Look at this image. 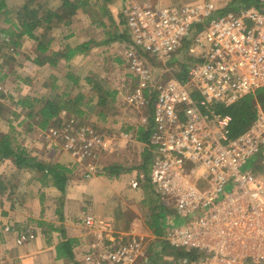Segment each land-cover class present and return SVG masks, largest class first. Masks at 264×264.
<instances>
[{"label":"built area","instance_id":"1","mask_svg":"<svg viewBox=\"0 0 264 264\" xmlns=\"http://www.w3.org/2000/svg\"><path fill=\"white\" fill-rule=\"evenodd\" d=\"M261 2L218 12L212 1L161 7L127 0L122 10L130 29L132 74L139 85L127 99L154 109L150 162L132 185H148L176 213L178 223L168 225L164 239L194 253L176 264H264V106L258 105L252 123L236 135L231 133L232 116L218 111V106H231L264 87ZM184 46L189 58L179 75L181 70L171 65ZM137 52L163 63L167 79L156 77ZM53 134L70 136L57 130ZM95 134L102 150L107 144L101 133ZM52 140L50 148L58 147ZM74 142L67 145L79 160L98 150ZM84 220L97 236L89 264H133L149 247L146 237L134 232L105 235V242L102 230L107 233L110 224L99 223L103 227L96 230L93 215ZM5 229L15 230L10 224ZM36 235L29 228L17 242Z\"/></svg>","mask_w":264,"mask_h":264},{"label":"crops","instance_id":"2","mask_svg":"<svg viewBox=\"0 0 264 264\" xmlns=\"http://www.w3.org/2000/svg\"><path fill=\"white\" fill-rule=\"evenodd\" d=\"M70 1L77 6L76 12L66 22L54 20L43 40L44 52L38 49L37 39L28 35L21 38L20 47L24 46L27 60L50 70L47 76L56 84L50 87L42 83L46 85L45 98L54 99L51 95L57 92L69 106L84 110L93 122L107 123L110 126L108 145L102 148L96 162L86 164L75 162L68 153L54 154L45 150L39 159L51 164L62 163L70 169L64 189L58 187L52 174L17 168L10 159L0 160V183L5 187L0 191V264H89L87 256L93 253L97 236L85 223L87 215L98 220L96 230L103 227L99 223L110 224L107 233L102 230L105 242V235L111 238L128 232L147 235L153 230L148 224L150 209L146 208L151 200L150 188L148 185L134 187L132 183L141 171H146L150 162V125L154 109L150 104L141 106L152 107L151 116L141 115V111L133 110L136 106L126 99L127 95L138 91L139 85L132 73L123 70L129 60L123 0H94L96 5H91L89 0ZM146 1L144 3L165 7L190 0ZM195 1H212L216 8L227 10L233 6L239 9L243 0ZM50 9L55 13H67L63 2L58 7L50 5ZM66 27L72 31L62 37ZM44 31L38 29L35 35L40 37ZM62 39L59 44L57 41ZM28 42L32 43L29 50L25 48ZM88 42L89 46L83 47ZM80 46L82 49L69 56H59L56 65L49 62L54 52L66 53L68 48ZM7 56L11 60L15 58ZM7 56L1 54L0 62ZM20 88H23L22 94H26V88ZM102 91L113 93L115 97L109 101V96L105 95L108 98L104 102ZM70 93L75 96L69 99ZM110 104L113 109L129 107L132 110L120 118L110 114L102 117L100 112ZM0 118L1 121L6 119ZM141 131L147 134L148 140L142 137ZM113 165L120 166L121 170L111 173L108 169ZM152 200L154 203L155 199ZM9 224L14 226V231L5 229ZM29 228L36 231V238L19 244L18 236Z\"/></svg>","mask_w":264,"mask_h":264},{"label":"rangeland","instance_id":"3","mask_svg":"<svg viewBox=\"0 0 264 264\" xmlns=\"http://www.w3.org/2000/svg\"><path fill=\"white\" fill-rule=\"evenodd\" d=\"M6 1L8 4V7L7 9H4V11L5 12L7 11V13H4L3 15L0 16V25L5 28L12 26V23L14 21L19 23V20H18L19 17L17 13L19 11H23L22 6L27 1L29 2V4H31L30 7L39 8L40 6L44 5L43 6L44 9H41L39 11L40 15H43L45 13L44 11L46 10V8L50 9V5H55L56 7H58L63 2V0H6ZM126 1L127 0H123L122 10H123V7L125 6ZM137 1L141 4H143L144 2H148L146 0H137ZM191 1L194 2V0H190L186 2H180V4H176V5L191 3ZM89 2L91 5L92 4L96 5V3H94V0H89ZM250 3L251 1L243 0L241 4L242 6L240 8H245L247 6L252 5L253 3L261 4L263 2H261V0H256L255 2H252L251 4ZM91 5L89 6L91 7ZM89 9L94 11L92 7ZM71 11H75V10L71 8H67L66 17H64L61 21L66 22L67 20H69L74 15L73 14L70 16ZM217 11L221 12L223 10L218 9ZM122 15H123V19L125 20V24L127 26V21H126L127 19L123 11H122ZM6 18L12 19V22L6 23L5 22ZM53 23L54 21L50 25H52ZM37 29L42 30L41 27H38ZM127 29H128V26H127ZM129 30L130 29L127 30L128 40L125 41V45H127L128 49H129L128 44L131 39ZM71 31H72V28L71 30L68 27L64 28L63 29L64 33L62 34V37L64 36V34L68 35V33H70ZM58 35H60V32L58 33ZM24 37H26V35H24ZM4 38H7V37H4L3 33L0 31V40L3 41ZM62 41L63 39L57 42L60 44ZM6 43L4 44L5 46H2L4 47L3 49H1V46H0V56L1 54H5V56L10 54L12 56L14 55L13 58L14 57L15 58L14 60H11V59H8V56H7V57H4L5 62L4 60L0 62V65H1L0 66V71H1L0 73V117L6 118L2 121L0 118V136H2L3 134H9L11 136H15L16 137L15 141H17L16 143H19L24 148H26L29 155H32L38 158H40L41 157L40 155L46 150V151H53L54 154H57L59 152L68 153L74 158L73 160L77 163L86 164V163H90L91 161L93 163L96 162L98 155H100L102 152L98 146L99 145L98 139L97 141L94 140V134L96 132H98L100 136L102 134L103 142H106L107 144L109 141V135H107V131L110 129V126H108L107 123L93 122L92 118L87 116L86 113H84L85 112L84 110L79 109L78 111V107H74L73 105L69 106V102L66 103L67 101L66 99H65L66 101L62 100L64 97L57 92H55L51 96L54 97V99L57 98L58 100L62 101L61 103L62 106L65 105L61 111V114H62L60 116L61 119L57 121L56 123L49 124L46 128L38 126V123L35 122V118L30 114L31 108L29 107V105L28 107L26 105L21 106L19 104V100H21L24 97H29L33 100L39 99L40 101L37 102L35 105V108L38 109L39 107L43 105L45 100H47L45 98L46 91L44 90V86H46L48 83L50 84V87H51L55 85L56 83L54 80L48 78L49 75L47 76L50 70L44 69L43 66L41 67L37 66L32 61H29L26 59L27 56H25L26 54L23 52L24 46L22 49V46L20 47V45L9 44V43L6 44ZM28 43H29L28 45H25V48L29 50V47L32 46V43L31 42H28ZM38 49H39V44H38ZM186 51H187V48L186 46H184L182 49H180L178 52L175 53V55H179V57L176 59L177 60L176 63L175 62L172 63L171 65L172 68H176V69L178 68L179 70H183L182 68L184 65L183 63H186L188 61L187 58H189V54ZM137 54L139 57L138 58L139 61L143 65L149 66L150 68H152L153 73L156 77H159L163 73V76H162L163 79H167V77L169 76L168 74L169 72L165 71L166 67L163 65V63L151 62V60L147 58L148 55L144 52H137ZM150 55H152V53H150ZM51 58L54 61H56L55 63H51V64L56 65L60 57L52 56ZM123 70H125V73L134 72L133 68L131 67L130 57H129L128 63L123 68ZM155 71L157 72L159 71L162 73L159 75ZM180 74H182V71H179V75ZM42 83H45L46 85L43 86ZM21 86L26 88V94H22V91H20L23 89V88H20ZM68 95L69 96L67 98L70 99V96L72 97L75 96V93H70ZM127 96H126V99L128 98ZM114 97L115 95L113 93H110L109 101H111ZM106 98L108 97L106 96ZM130 110L132 109H130L129 107H126V109L125 107L123 108L118 107V108L113 109V104H110L109 106L102 109V111L100 112V115L103 117L104 114L105 115L110 114L112 116L114 115V117L120 118L121 115H124L127 111L130 113L131 112ZM133 110H140L142 113L141 115H145V116H151L152 114V107H148V106L146 107L136 106L134 107ZM139 115H140V112H139ZM153 127H154V122L152 121L150 125V129H153ZM53 130L59 131L61 135H66L67 133H69L70 136L64 139L63 137L59 135L53 134ZM52 138H54V140H52L53 142H58V147L50 148L51 147L50 145L52 144L51 142ZM76 139L78 140L76 141ZM91 140H94L95 143L92 142V144H90ZM73 141H75L74 142L75 145H78V144L81 145L83 143V146L88 147L86 149L88 151H93L95 149H98V150L95 152L94 157H91L92 159L89 156V158H84L82 160H79L78 155L77 156L74 155L73 149H71L70 147L68 148V145H67L70 142L73 143ZM100 142L101 141H99V143ZM149 198H151V200L155 199L154 195L152 194V190H150ZM151 200L150 201L148 200V202L146 203V208L148 207L150 209V215L154 211L156 213L157 212L160 213L162 211L161 200L157 198V200L154 203L152 202L153 200L152 201ZM171 215L177 217L172 207H169L168 209H165L163 211L161 227L163 228L164 231H162L160 235L153 233V230L151 231L150 234L143 235L146 237L149 247L147 248L146 251H144L142 255L139 256V258L133 264H146L147 260H150L151 263L155 262L153 264L172 263L169 261L170 260L174 261L173 258L175 257L169 255V252H166L164 254L159 253L162 250L163 246L168 244L164 239L165 230L167 229L168 225L163 224L164 223L163 221L167 220L168 217L170 218ZM177 223L178 221L174 224H177ZM179 224H180V221H179Z\"/></svg>","mask_w":264,"mask_h":264},{"label":"trees","instance_id":"4","mask_svg":"<svg viewBox=\"0 0 264 264\" xmlns=\"http://www.w3.org/2000/svg\"><path fill=\"white\" fill-rule=\"evenodd\" d=\"M248 1H251L252 3V2H255L256 0L254 1L248 0ZM30 5L31 4H29V2L27 1L22 6L23 11H19L17 13L19 17L18 19L19 23L14 21L12 23V26L6 27V28L0 25V31L3 33L4 37H7V38H4L3 41H1L0 45L5 46L4 44L6 42L9 44L20 45L21 38L24 35H28L29 37L36 38L39 43V49L42 50L43 52L45 51L46 48H45V45L43 44L44 43L43 40L47 38L48 36L47 34L49 30H51L50 24L54 20L61 21L64 17H66V12L64 13L56 12L55 13V11H52L51 9L46 8V10L44 11L45 13L43 15H40L39 11L41 9H44L43 8L44 5L40 6L39 8L30 7ZM63 6L65 7V9L71 8V9L76 10L77 8V6H75L73 2L70 0H63ZM7 7H8L7 1L0 0V16L3 15L4 13H7V11L6 12L4 11V9H7ZM230 10H237L236 6H233L230 9L224 10V12L230 11ZM74 13L75 11H71L70 16L73 15ZM5 22L6 23L12 22V19L6 18ZM38 27L45 29L43 34L42 33L40 34V37H37V35H35V32L38 30L37 29ZM89 44L90 42L84 44L83 47L87 48ZM80 49H82V46L71 47L67 49L66 53L54 52L53 56H69L77 52ZM36 61L40 63L43 60H40V61L36 60ZM50 62L55 63L56 61H54L53 59H50ZM182 68L183 70L181 71L185 72L187 66L183 65ZM101 94H102L101 96L102 101L106 102L105 95L109 96L110 93L103 92ZM39 101H40L39 99L33 100L29 97H24L21 100H19V104L21 106L26 105L27 107L29 105V107L31 108L30 114L35 118V122L38 123V126H41L43 128H46L49 124L56 123L57 121L61 119L60 117L62 115L61 111H62V108L65 106V105L62 106L61 104L62 101L58 100L57 98L47 99L45 100L43 105L37 109L35 108V105ZM258 105L264 106V87L259 89L255 94H249V95L244 96L242 99H240L238 102H236L235 104L231 106H218V111L232 116L231 133L233 135H236V134L243 132L252 123V121L254 120L256 116ZM146 135L147 134L145 132H142V137L148 140V136ZM15 138H16L15 136H11L9 134H3L2 136H0V160L10 159L19 168L38 169L42 172L43 175L52 174L54 178L56 179V184L58 185V187L60 189H64L69 179L68 173L70 169L67 168L62 163H53V164L46 163L42 159H39L38 157L29 155L26 148H24L21 144L16 143L17 141H15L16 140ZM108 170H110L111 173L119 172L121 170V167L113 165L109 167ZM4 188L5 187L2 186V184L0 183V191H3ZM156 200H157V197L155 198L154 201ZM161 207H162V211L160 213L159 212L156 213L155 211L152 212V214L150 215L151 219L148 222L150 228H152L154 233L157 235H160L161 232L164 231L163 228L161 227L162 215H163V211L165 209H168L167 207H165L163 203ZM171 216L172 217L163 221L164 222L163 224L170 225L178 221L177 217L173 215ZM166 252H169V255L175 258H173L174 261L172 260L169 261L172 263H164V264H176L180 260V258L194 256V253L191 251H185L183 249L174 248L170 246L169 244H166L165 246H163L162 250L159 253L164 254ZM153 263L150 262V264H153Z\"/></svg>","mask_w":264,"mask_h":264}]
</instances>
